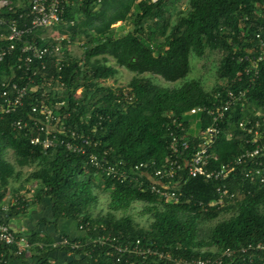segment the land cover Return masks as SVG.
Masks as SVG:
<instances>
[{"label":"trees","instance_id":"1","mask_svg":"<svg viewBox=\"0 0 264 264\" xmlns=\"http://www.w3.org/2000/svg\"><path fill=\"white\" fill-rule=\"evenodd\" d=\"M7 1L14 8L12 11L5 6L0 10L7 21L27 11L29 0ZM180 1L86 0L82 5L68 7L65 13L68 24L57 26L67 36L62 40V49L72 39L83 37L84 54L75 57L63 49L61 62L54 56L45 57L46 68L35 76L30 73L35 82L18 66L23 62L22 42L0 61V88L3 81H16L29 88L23 106L11 113L0 112V204L9 203L7 209L11 216L23 212L27 200L12 204L10 192L20 193L21 185L36 183V197L51 198L57 219L73 218L79 224L96 226V230L88 233L92 237L112 233L121 242L140 238L164 253L162 257L127 253L118 264H173L178 258L214 256L227 247L238 249L264 240V185L245 180L239 171L229 179L228 185L242 191V199L227 202L222 208L205 210L199 204L218 198L217 182L185 175L181 179L180 201L171 203L149 190L151 180L147 176L141 183L121 182L106 177L88 161L92 151L102 154L108 150L113 162L123 161L127 167L154 160L156 166H162L170 155L168 115L172 113L185 120L188 131L195 134L207 121L199 124L197 130L193 129L199 116L190 114V109L212 103L214 93L225 86L238 89L249 85V92L244 103L232 112V123L225 124L217 137L215 144L221 152L212 162H226L246 147H253L245 143L238 121L249 116L261 119V129H264V116L258 115V112L264 114V60L259 64L254 82L250 83L254 72L244 75L241 81L237 79L250 64L241 57L256 58L260 54L257 32L261 31L264 38V0H189L188 9L178 11L176 21L171 22L173 10ZM118 21H130L133 30L119 33L118 28L112 27ZM8 33L7 24H0V46L8 44L5 39ZM40 34L38 31L28 39L42 44L55 42L52 38L42 40ZM207 50L223 53L219 69L223 82L211 90L205 89L199 79H186L191 70V55L202 57ZM110 57L114 63H110ZM39 62L34 60L32 70L38 68ZM119 66L134 73L127 88L103 85L102 80L116 75ZM153 74L182 83L156 84ZM48 81L53 83L52 90L46 84ZM60 83L65 85L64 90L58 89ZM45 90L49 92L45 104L66 126L65 132L57 128L58 136L81 142L71 136L70 131H75L97 141V147L86 145L85 153L74 152L64 144L45 148L31 143L33 136L40 134L44 138V133L13 128L15 119L30 120L34 115L33 105L42 106ZM62 101L65 102L58 105ZM230 132L235 134L232 138L228 136ZM197 142H191L188 155L195 152ZM9 153L13 160L8 158ZM28 167L31 170L26 173ZM101 187L109 193L110 209L105 215L95 216L96 188ZM135 202H143L151 213L153 220L148 227H142L126 213ZM116 211L124 214L118 217ZM30 240L40 259L47 252L42 251L39 243L45 246L43 250L52 248L53 241ZM83 243L76 250L64 247L82 256L76 260L77 264H114L105 256L106 247L86 240ZM252 254L254 258L250 262ZM229 262L264 264V253L237 250Z\"/></svg>","mask_w":264,"mask_h":264},{"label":"built area","instance_id":"2","mask_svg":"<svg viewBox=\"0 0 264 264\" xmlns=\"http://www.w3.org/2000/svg\"><path fill=\"white\" fill-rule=\"evenodd\" d=\"M86 0H29L26 7L27 11L21 12L18 17L7 21L5 16L0 15V24H7L9 33L5 36L8 40L6 46H0V61L7 55L11 54L18 46V42H22L21 51L23 62L19 64V68L24 70V73L30 76L37 75L41 70L46 68L44 58L47 56L56 57L58 62L62 61L63 49L62 40L67 36L60 33H48L50 30L63 23L68 24L65 20V13L68 7H76L82 5ZM101 2V0H98ZM8 6L10 10H14L9 6V1L0 0V10ZM74 22L71 21V24ZM264 28V26L262 27ZM38 31L41 32L40 38H52L55 42L52 44H42L38 40H30L28 36L35 35ZM258 45L260 46V54L258 57H241V60L247 59L250 64L240 72L238 80L241 81L244 75H250L254 72L250 79V83L254 82L259 72V64L264 60V38L261 31L257 32ZM70 42V40H68ZM39 60L38 68L32 70L31 65L34 60ZM30 80L35 82L30 76ZM47 86L50 90L53 89L52 81H48ZM0 88V112L11 113L16 111L18 107L23 106L24 99L28 94V86L20 84L16 81H3ZM59 90H64L65 85L60 83ZM249 92L247 88H232L225 86L217 90L213 95V102L194 106L190 109V114L197 115L193 129L197 130L199 124L207 121L206 125L200 128L195 134L188 131V123L185 120L179 119L172 113L168 115L171 124L167 129L170 136V155L162 166H156V161L146 162L141 161L131 167H127L123 161L113 162L109 157V151L104 150L102 154L92 151L88 155L89 163L106 177L116 178L121 182L129 181L141 183L142 178L147 176L151 183L149 190L157 196L164 198L167 202L176 203L180 201L182 187L181 179L186 176H202L208 181L217 182L216 191L218 198L208 204L200 203L205 210L213 208H222L229 203H235L242 199V191L239 189H231L228 185L229 179L236 174L241 173L245 180L264 185V129L262 130V120L253 119L250 116L238 121V126L244 132L245 143L252 144L253 147H246L239 154L233 156L226 162L219 164L213 163L212 159L217 160L221 148L215 143L217 137L223 132V126L230 124L232 112L243 104ZM49 92L43 91V104H35L32 106L33 116L30 120L22 118L12 121V126L15 130L24 131L26 129H36L40 133H44L45 137L39 135L31 138L32 144H42L45 148H51L58 144H64L74 152L85 153L86 145L93 147L98 146L97 141H92L89 137L80 136L75 131H70V134L76 142L67 140L58 136L59 132H65L66 126L60 122V117L54 110L45 104V100L49 98ZM65 101L59 102L58 105ZM259 116H264L262 112H258ZM263 119V118H262ZM264 121V120H263ZM60 124V126H59ZM235 134L229 133V138ZM198 141L197 147L193 154L188 155L187 152L191 147V142ZM155 167L154 170L152 168ZM228 200V201H227ZM13 203H18L19 198L13 199ZM3 209L9 207V203L2 204ZM103 227V226H102ZM81 230L90 233L97 229L96 226L89 224H79ZM88 243L99 244L106 247V258L109 263L118 264L123 259L122 256L131 253L137 256L156 255L162 257L164 253L158 252V248L142 239L136 238L130 241L121 242L117 235L112 233L101 234L93 237ZM83 242L72 240L69 237L61 236L57 241L51 244L52 248L70 247L71 250L78 249ZM38 246L44 249V245L39 243ZM34 245L30 238L25 234L18 232L5 220H0V264H7L15 257H21L33 249ZM243 253L259 252L264 253V240L257 243H249L237 247H227L214 256H200L194 258H178L173 264H229V259L237 252ZM85 256V255H84ZM91 257V254L89 255ZM254 258V254L250 255V261ZM170 259V257L168 258ZM70 264H77L76 261H71ZM157 264V262H155Z\"/></svg>","mask_w":264,"mask_h":264},{"label":"crops","instance_id":"3","mask_svg":"<svg viewBox=\"0 0 264 264\" xmlns=\"http://www.w3.org/2000/svg\"><path fill=\"white\" fill-rule=\"evenodd\" d=\"M19 189L20 193L13 195L10 192L8 197L11 202L16 198L27 200L23 212L11 216L8 209H3L2 204H0V220L7 221L14 230L25 234L30 239L37 238L53 242L57 241L61 236H66L79 242H83V240L88 242L93 238L88 232L79 228L77 220L73 218L57 219L53 213L51 198L43 197L38 199L36 197L38 190L36 183L23 184ZM12 204L17 203L12 202ZM35 247L27 254L15 257L7 264H70L71 261L80 260L82 257L74 251L61 247L42 249L43 252H47V255L40 259Z\"/></svg>","mask_w":264,"mask_h":264},{"label":"rangeland","instance_id":"4","mask_svg":"<svg viewBox=\"0 0 264 264\" xmlns=\"http://www.w3.org/2000/svg\"><path fill=\"white\" fill-rule=\"evenodd\" d=\"M188 1L189 0H181L177 4L176 8L173 10L171 22L176 21L177 19L176 16L178 11L188 9L189 6ZM99 7L100 5L97 6V8ZM112 27L118 28L119 33H126L127 31L133 30V24L130 21L127 22L118 21L114 23ZM48 33H52V34L60 33V35H63L61 33V30L57 27L55 28V30H50V32ZM83 42H84L83 37L82 38L77 37L75 39H72V42L67 43V45L63 47V49L66 53H69L72 56L81 57L83 56L85 51ZM222 57H223V53L220 50H207L204 56L202 57L192 54L190 57L191 70L187 75L186 79H199L205 89L211 90L214 86L223 82V80L219 78L220 77L219 69H220ZM110 60H111L110 63L115 62L112 57H110ZM146 75H150V74H146ZM133 76H134L133 72H131L125 67L119 66L118 73L111 78L102 80V84L106 86H112L114 88L116 87L127 88V85L131 81ZM151 77L156 84H161V85L169 84L172 86L175 84L179 85L182 83L181 80H177L175 82L167 81L161 76L156 74L151 75ZM78 92H81V88L78 89ZM8 158L10 160H13L11 153H9ZM30 170H31L30 167L25 168L26 173L29 172ZM102 187L96 188V193L98 195V204L95 207V209H93V214L95 216L98 214L105 215L110 209L109 193L105 191ZM144 206L145 204L143 202H135L131 206V208L126 211V213L130 214L134 218L135 222L140 224L142 227H148L151 221L153 220V217L151 213L144 208ZM115 213L118 217L124 214V212L122 211H116Z\"/></svg>","mask_w":264,"mask_h":264}]
</instances>
